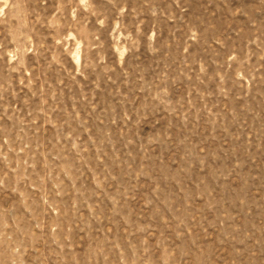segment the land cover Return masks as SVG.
I'll use <instances>...</instances> for the list:
<instances>
[{"label": "rangeland", "instance_id": "1", "mask_svg": "<svg viewBox=\"0 0 264 264\" xmlns=\"http://www.w3.org/2000/svg\"><path fill=\"white\" fill-rule=\"evenodd\" d=\"M0 264H264V0H0Z\"/></svg>", "mask_w": 264, "mask_h": 264}]
</instances>
